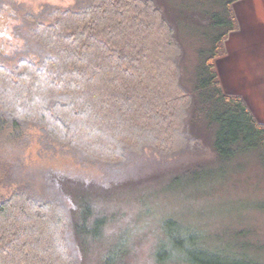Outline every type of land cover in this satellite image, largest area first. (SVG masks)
Masks as SVG:
<instances>
[{
	"label": "trees",
	"instance_id": "obj_1",
	"mask_svg": "<svg viewBox=\"0 0 264 264\" xmlns=\"http://www.w3.org/2000/svg\"><path fill=\"white\" fill-rule=\"evenodd\" d=\"M239 1L80 0L28 14L24 37L37 61L0 62V186L14 182L31 125L46 141L113 170L124 166L125 150L173 151L177 134L190 147L186 129L194 125L216 163L188 169L177 184L238 172L252 156L264 167V125L240 96L223 91L216 71L221 46L237 29ZM189 32L197 63L187 90L179 61ZM66 199L29 187L0 199V264H79L80 251L100 239L107 221L83 198L72 218ZM161 230L157 264H264V241L248 237L250 230L207 238L173 219ZM107 253L103 264H113L123 249Z\"/></svg>",
	"mask_w": 264,
	"mask_h": 264
},
{
	"label": "rangeland",
	"instance_id": "obj_2",
	"mask_svg": "<svg viewBox=\"0 0 264 264\" xmlns=\"http://www.w3.org/2000/svg\"><path fill=\"white\" fill-rule=\"evenodd\" d=\"M78 1L0 0V62L12 66L24 58L37 61L35 46L24 37L32 27L26 16L36 17L46 7L74 8ZM233 12L237 29L221 46L218 79L223 91L240 96L258 124L264 125V0H241L233 5ZM195 41L190 32L180 41L184 49L179 61L181 84L187 90L192 88L197 63ZM189 114L179 127L189 123ZM186 130L194 140L190 147L177 134L173 151L146 145L133 153L125 150L124 166L113 170L46 141L41 129L31 125L30 146L20 156L14 182L0 186V199L20 187L63 196L74 219L80 200H86L93 214L105 216L107 223L100 239L80 251L79 264H103L107 252L115 249L123 253L113 264H157L154 252L164 237L161 225L167 219L207 238L230 240L233 233L250 230L248 237L263 242L264 167L252 156L238 172L193 183L182 179L177 184L174 179L185 176L188 169L216 163L204 132L194 125Z\"/></svg>",
	"mask_w": 264,
	"mask_h": 264
}]
</instances>
